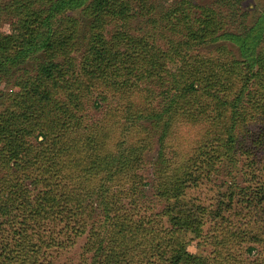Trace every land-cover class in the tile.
Returning a JSON list of instances; mask_svg holds the SVG:
<instances>
[{
  "label": "trees",
  "instance_id": "16d2710c",
  "mask_svg": "<svg viewBox=\"0 0 264 264\" xmlns=\"http://www.w3.org/2000/svg\"><path fill=\"white\" fill-rule=\"evenodd\" d=\"M241 5L232 1L233 14L222 16L192 0H0V84L7 87L0 91V264H46L52 246L73 244L89 224L87 250H93L102 220L111 228L109 245L119 250L110 249L106 264H134L135 252L157 264H179L181 254L194 259L175 235L178 218L171 217L170 229L160 222L149 230L135 214L141 176L134 172L145 140L127 143L120 156L111 150L125 144L123 132L150 139L155 129L163 134L182 126L183 117L202 125L199 146L186 161L207 155L205 176L217 172L222 157L259 160L264 28L242 20L230 29ZM92 108L103 109L93 121ZM112 170L120 177L104 203L113 215L90 221L85 196H91L92 178ZM169 181L162 197L181 185V179ZM125 185L135 198L130 211L113 208ZM255 196L256 208L264 189ZM219 212L209 211L214 232L225 228L222 219L216 222ZM189 224L200 226L193 219ZM211 239L215 250L226 248L216 234ZM99 250L101 256L108 251ZM224 260L239 264L227 249L217 251L213 264Z\"/></svg>",
  "mask_w": 264,
  "mask_h": 264
},
{
  "label": "rangeland",
  "instance_id": "374dc122",
  "mask_svg": "<svg viewBox=\"0 0 264 264\" xmlns=\"http://www.w3.org/2000/svg\"><path fill=\"white\" fill-rule=\"evenodd\" d=\"M175 1L177 0H159L166 4ZM232 1L234 0H192L195 5L210 6L222 16L232 13L233 10L230 6ZM240 1L241 8L233 16L235 23L234 25L229 23L228 27L233 29L238 22L243 20L247 26H254L255 29L262 26L264 28V0ZM242 13L244 16L241 18ZM8 30V25L2 26V31L7 32ZM229 47L231 50L237 51L235 46L229 44ZM6 90L7 87L0 84V91ZM102 110L92 108L89 112L90 120L93 121L100 117ZM154 131L150 139L144 133H131L130 137H126L123 132L121 141L125 144L112 148V153L115 152L114 154L117 153L120 156L127 143L138 146L141 140H145L142 148L139 149V152L142 153L141 161L134 172L135 175L141 176L137 191L133 194L137 201L132 196L133 192L126 193L125 189L129 187L125 185L121 190V203L113 208L121 207L124 211H130L133 206L130 203L135 200L137 209L134 210L135 214L142 217L145 225L149 224V230L159 228L160 222L164 229H170L174 224V222H169L171 217L178 218L179 224L175 225L174 229L179 232L175 235L181 236L185 251L194 258V261L192 259L187 261L186 257L181 254L182 259L179 264L207 262L213 264L217 251L223 252L225 249H227V253L230 251L239 264H264V199L256 208L255 200L253 201L257 197L255 194L258 192L260 195L264 189V151L259 154V160L245 161L238 155L232 158L222 157L214 165L217 172L205 176L203 172L206 168L203 166V157L208 158L207 155H200L195 162L186 161L199 146V137L202 131L198 132L193 129L189 132L184 128V125H173L168 132L163 134L156 129ZM110 146L112 145L110 144ZM201 151H203L202 148L197 153ZM160 165L170 166V169L157 170V166ZM185 172L187 174L184 175ZM118 173H114L112 170L108 176L102 174L97 178H92L93 184L89 186L91 196H85V202L90 208V221L93 219L102 220L104 217L107 219V216L113 215L110 210L112 206L104 203V197L116 190L117 180L120 177ZM189 175L196 180L192 182L189 177L186 181V177ZM173 177L181 179V185L176 183L175 191H177L162 197L161 194L164 190H171L172 185L169 179L173 180ZM25 183L29 186L28 179ZM29 187L35 192L33 186ZM215 209L220 211L217 224L222 219L224 222L222 227L225 228L214 232V227L217 226H214L215 222L212 221L209 211ZM196 211L197 214L194 215ZM190 219L196 220L200 226L189 224ZM102 221V223L100 222L102 225L101 236L97 240L98 244L95 249L87 250L91 228V224H89L80 236L73 238V244L64 247L52 246L43 258L45 263L106 264L110 257L106 260L105 255L112 251L110 249L119 250L114 247V244L109 245L110 240L107 239V235L111 228L107 227L106 220ZM62 227L63 224H60L54 228L57 239L63 237ZM213 234L217 235V241H226L225 249L215 250L216 247H213L211 242ZM236 241L239 244L234 248L231 244H235ZM100 246L106 247L109 252L106 251L101 256ZM248 249L251 250L248 252ZM138 253L133 254L135 256L134 264H157L154 259L149 260V258L137 256ZM124 259L130 261L127 257ZM223 262L229 264L227 260ZM170 263L169 261L167 264ZM116 264H126V262L119 261Z\"/></svg>",
  "mask_w": 264,
  "mask_h": 264
},
{
  "label": "clouds",
  "instance_id": "9594fccd",
  "mask_svg": "<svg viewBox=\"0 0 264 264\" xmlns=\"http://www.w3.org/2000/svg\"><path fill=\"white\" fill-rule=\"evenodd\" d=\"M181 120L183 122L184 128L189 132H191L193 129H196L198 132H201L203 130L200 123L185 120L183 117H181Z\"/></svg>",
  "mask_w": 264,
  "mask_h": 264
}]
</instances>
